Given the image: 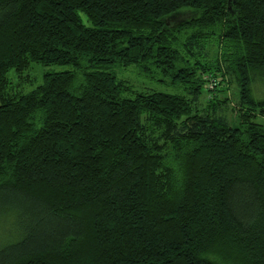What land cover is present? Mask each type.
Returning <instances> with one entry per match:
<instances>
[{
    "label": "trees",
    "instance_id": "1",
    "mask_svg": "<svg viewBox=\"0 0 264 264\" xmlns=\"http://www.w3.org/2000/svg\"><path fill=\"white\" fill-rule=\"evenodd\" d=\"M262 73L264 0H0V264H264Z\"/></svg>",
    "mask_w": 264,
    "mask_h": 264
},
{
    "label": "rangeland",
    "instance_id": "2",
    "mask_svg": "<svg viewBox=\"0 0 264 264\" xmlns=\"http://www.w3.org/2000/svg\"><path fill=\"white\" fill-rule=\"evenodd\" d=\"M69 68L68 66H60V65H50V66H42V65H36L29 71V73L26 74H31L33 76H36V79L33 81V83L29 84H24L23 85V90L24 91H29L32 88H34L36 85H38L42 81V75L46 71H60V70H65ZM119 73L121 76H126L128 77L131 81L135 82L136 84L138 83V80L140 79L141 75L137 73V70L134 67H130L128 69H120ZM8 76L10 80L13 83H16L18 81L17 74L11 70L8 73ZM147 85L149 86H154L158 88L159 90L163 91H168V92H173V88L165 85L163 82L160 81H147ZM219 87H225V85H218ZM229 89L227 90V95L230 100V104L226 110V116L228 117L229 120H232L233 124H237L236 121V113L233 108H238V101H239V94H238V88L236 84L230 83L229 84ZM253 92L256 98L262 99L264 98V73L262 74H257L255 80L253 81L252 84ZM221 97H223L225 94L224 92H220ZM258 121H263L264 122V117H258ZM16 227L15 220L13 217L12 213H3L0 211V243L5 242L6 240L12 238L13 233H14V228Z\"/></svg>",
    "mask_w": 264,
    "mask_h": 264
}]
</instances>
